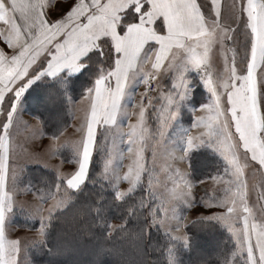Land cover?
<instances>
[{
    "label": "snow or ice",
    "instance_id": "obj_1",
    "mask_svg": "<svg viewBox=\"0 0 264 264\" xmlns=\"http://www.w3.org/2000/svg\"><path fill=\"white\" fill-rule=\"evenodd\" d=\"M46 7V0H0V22L7 26L0 28V37L13 49L10 56L0 49V114H6L7 119L3 123L4 133L0 135V264H19L23 243L42 239L47 227L44 210L36 205L30 207L41 220L36 238L31 241L9 239L5 231V217L13 206V194L6 189L9 180L13 184L17 171L14 161L10 167L8 145V130L16 119L14 101L19 100L32 79L41 73L52 75L62 69L78 71L83 67L81 58L93 43L96 46L91 51H97L103 58L105 50L94 38L109 30L117 42L113 45L111 39L105 38L103 43L108 44L112 62L107 69L101 67L93 88L84 98L90 105V116L86 115L85 123L77 129L79 140L71 142L77 167L64 175L67 188L63 194H60V186L51 194L53 199L61 196L53 207L69 200L68 189H78L85 181L93 152L95 125L101 122L111 125L121 112L130 116L129 106L125 107L122 100L129 81L139 78L148 85L157 81L162 69L176 68L179 69L176 87L180 88L183 70L193 67L200 70L212 97L210 103L201 107L210 114L207 121L197 116L193 127L203 124L208 131L200 136L189 135L185 151L179 158L184 159L187 150L205 142L221 153L229 165L230 175L235 177L230 183L237 187V193L231 197L226 194L218 202L226 212L202 219L220 221L235 240L233 260L226 258L224 264H235L238 254L244 257L242 264H264V223H257L248 207L247 182L242 179L244 170L252 162H257L259 169L264 170V0H239L238 3L232 0L226 17L222 15L220 0H211L210 4L208 0H76L66 15L62 14L63 9L58 11L56 14L61 18L55 20L47 18ZM129 15L134 19L129 21ZM238 33L244 37L242 55L235 46ZM216 45H219L224 64L223 71L218 73L213 71L210 55ZM5 100L8 109L3 107ZM166 100L171 104L172 96H167ZM174 116L165 105L160 113L162 128L167 127L166 121ZM255 121H259L258 126H254ZM123 133L129 138V152L135 148L136 155L128 172L122 177L114 174L118 199L135 189L143 172H148L151 184V171L140 163L146 138L151 135L146 127L143 103L139 105L138 121ZM60 146L59 143L51 145L52 154ZM110 163V160L105 161V172ZM59 175L63 174L59 172ZM121 179L128 181L126 191L118 188ZM181 196L191 206L190 191ZM237 203L243 206L242 212ZM51 210L48 209L49 216ZM261 212L264 213V205H261ZM172 219L178 231L181 221L175 213ZM241 220L242 227H236ZM153 222H157L155 215ZM159 223L167 227L166 220L161 219ZM175 237L187 241L186 235Z\"/></svg>",
    "mask_w": 264,
    "mask_h": 264
},
{
    "label": "rangeland",
    "instance_id": "obj_2",
    "mask_svg": "<svg viewBox=\"0 0 264 264\" xmlns=\"http://www.w3.org/2000/svg\"><path fill=\"white\" fill-rule=\"evenodd\" d=\"M208 2L210 4L211 0H208ZM238 2L239 0H237V3ZM220 3L222 6V15L225 17L228 16V6L232 3V0H220ZM232 27L235 28L236 25L233 24ZM242 32L243 27L241 26V33ZM237 35L239 39L235 46L240 50L242 55L244 50V37L240 33ZM228 43L229 45L232 44V42ZM106 54L107 58L110 60L111 53L107 51ZM227 55L230 56L231 53L229 52ZM211 59L213 71L217 73L222 72L224 64L223 55L221 54L219 45L215 46L211 54ZM187 69L183 70V75L180 77V88L176 87L179 69H170V71L167 72H171L170 74L166 73V76L160 77L162 78V81L164 77L166 78L168 75L171 76V79H168L171 81L170 91L166 90V86H163L162 82H164L165 79L160 82V85L159 82L158 85L153 83L152 89L149 91V93L147 92L149 96L146 95V97L145 92H142L141 95L139 94L140 100L137 99L136 103H133L132 101L130 103V100H128L129 104H125V107L129 106V117L121 112L118 113L113 124L106 126L101 122L95 125L96 136L93 144L94 152V146L98 133H103L102 129L106 128L110 135L103 149L104 170L105 161L110 160L111 163L109 164L108 171L104 174L105 177H107L106 179L113 183V193L116 196L117 183L114 178V174L118 173L122 177L124 173L128 172L129 166L133 165L136 155L135 148L132 152H129V138L127 135H124L123 132L127 133L129 131V125L135 124L138 121L139 105L141 103L144 104L145 123L151 135L146 138V147L143 152V159L140 161V163L151 171L152 180L151 184H149L148 172H143L141 181L143 180L147 183L146 185L148 188H146L149 189L152 195L151 202L153 203L152 209L150 211V217L153 225L155 227H161L165 231L175 236H187L185 228L195 219L211 216L214 214L218 215L221 212H226L225 208L218 206V202L221 199H224L226 194L227 196L231 197L235 196L237 193V187L233 183H230L235 180V177L230 175L227 161L210 143L205 142L201 145L202 147L209 146L213 148V150H215V152L221 156L227 166L226 168L222 169L220 173L217 172L206 180L195 182L190 176L189 155L195 151L194 149H197L198 146L187 150L184 159L179 158L180 154L184 153L185 151L189 135L200 136L202 133H204V131H208V129L203 124L198 128L193 127V124L195 121L194 118L197 116L205 117V121H207L210 114L208 112L202 111L201 107L210 103L212 99L211 93L203 82L202 77L197 76V83L202 86L206 93L203 101L198 106H195L194 103H192V99L195 98V84L193 83V79L190 77L189 79L185 75ZM189 69L191 70V68ZM12 95L14 96V94ZM169 95L172 96L171 104H168L166 100V97ZM86 96L80 98L77 103H75V101L71 102V123L68 128L58 136L45 134L40 121L35 118L34 120H36L37 124L39 125L38 128H40L41 133H39L38 130L34 129V127L30 125L31 119H26L25 117L23 118V114H16L21 110L22 105L19 103L21 96L18 101H14L16 103V119L10 125L8 130V145L10 167L13 166L12 162L14 161V166L17 168V171L13 177V184L11 183V180H9L7 187V190L13 194V206L11 210L7 212L5 217V231L9 239H21L22 241L27 239L28 241H31L36 238V233L40 228L41 220L38 216L33 214L30 208L35 207L36 205H39L44 210L45 224L47 225L42 239L23 243L18 258L19 264H33V261L30 260L31 248L35 247L36 245L39 246L44 244V239L46 238L47 232L49 230L48 225L53 219V215H55L57 211L59 212L60 210L64 209L66 206L65 202L59 207H53V205L56 204L61 198V196H57L56 199L52 198L51 194L57 192V187L51 189V185L48 184L46 187L42 186L35 188L32 184H27L25 178L27 177L26 175L28 174V169L31 168L32 170L33 168L42 165L41 167L47 170L48 174L51 176V179L48 178V180H45V182L54 180L53 183H58V186H60V194H63L64 190L67 188L66 180L63 178L64 175L74 172L77 167V157L74 149L71 147V142L79 140L80 134L77 132V129L85 123L86 115L90 116V105H88L84 100ZM158 97L160 98L158 99ZM165 105H167L170 112L175 113V116L166 121L167 127L162 128L160 122V113L163 111ZM172 106H174V108ZM3 107L8 109L7 100L3 102ZM86 108L87 112L85 111ZM149 115L152 116V121L149 120ZM6 122V114H0V135H3L4 133L3 123ZM186 122L188 124H184ZM258 125L259 121H255L254 126ZM99 126L100 130H97ZM161 131L163 132V135H161ZM58 138H60L59 141H54ZM204 138L207 139V136ZM54 143H59L62 146H60L56 152L52 154L50 151V146ZM174 151L175 153L173 155ZM177 170H179V174H177ZM59 172L63 175H59ZM262 172H264V170L259 169L258 163L252 162L250 166L244 170V175L242 177V179L247 182V187L245 189L246 202L248 207L252 209L253 217L257 223H264V213L261 212V205H264V199H261L262 194H264V186H262L264 185V174H262ZM137 186L138 185H136V187ZM128 187L129 184L127 180L121 179L119 181V190L126 191ZM75 190L77 189H68L70 197L72 195L71 191ZM47 191H49V193H47ZM189 191L191 193V206H189V204L186 203L181 196V193L186 194ZM236 206L241 212L243 211L242 205L237 203ZM49 208L52 209L51 216H49ZM174 213L181 221L178 231L176 221L172 219ZM57 215L58 214L55 216ZM154 215L156 216V223L153 222ZM161 219L166 220L167 227H162L160 225L159 221ZM242 223L243 222L241 220L240 223L236 225V227H242ZM116 225V223H111L110 230L113 231ZM223 226L227 229L225 225ZM216 248L217 247L214 245L208 244V246H205V252L208 254L215 252ZM104 250H106V248H101V253ZM106 252L107 253L105 256L108 257L109 254L110 257H116L114 255H110V252ZM82 255H84L83 251L79 253V257L82 258Z\"/></svg>",
    "mask_w": 264,
    "mask_h": 264
},
{
    "label": "trees",
    "instance_id": "obj_3",
    "mask_svg": "<svg viewBox=\"0 0 264 264\" xmlns=\"http://www.w3.org/2000/svg\"><path fill=\"white\" fill-rule=\"evenodd\" d=\"M132 19L134 16L129 15L128 20ZM103 41L99 46L110 52L108 44ZM107 51L103 58L97 51H91L82 61L83 67L78 73H64L57 78L40 76L25 88L20 104L40 121L45 134L58 136L68 128L72 100L86 96L101 67L107 69L110 66ZM193 83L195 98L192 103L198 106L205 92L196 80ZM149 120H153L151 115ZM102 130L103 133H98L96 138L84 183L71 191L65 208L56 212L58 217L53 215L44 244L31 248L33 264H224L226 258L232 261L235 240L220 221L193 220L185 228L187 242H184L153 225L150 217L152 195L143 180L124 198H116L113 183L104 174L103 149L110 134L106 128ZM189 163L190 176L195 182L206 180L227 166L209 146L193 151ZM28 170L27 184L35 188L48 184L51 189L58 187L54 180L45 182L51 176L43 167ZM111 223L117 224L113 231L110 230ZM208 244L217 247L216 251L205 252ZM101 248L106 250L101 253ZM81 251L84 253L82 258L79 257ZM106 251L116 257L105 256ZM243 258L238 254L235 264H242Z\"/></svg>",
    "mask_w": 264,
    "mask_h": 264
},
{
    "label": "crops",
    "instance_id": "obj_4",
    "mask_svg": "<svg viewBox=\"0 0 264 264\" xmlns=\"http://www.w3.org/2000/svg\"><path fill=\"white\" fill-rule=\"evenodd\" d=\"M75 2H76V0H46V3H47V7H46V9L44 10L45 12H47L48 13V19H50V20H55V19H59V18H61V15H59V14H56L58 11H60L61 9H63V11H62V14L63 15H66V13H67V11L68 10H70V8L72 7V6H74V4H75ZM0 28H7V26L3 23V22H0ZM105 38H109V39H111L112 40V43H113V45L117 42L114 38H113V35H112V32L109 30V31H106V32H101V33H98L96 36H95V41L96 42H101V40H103V39H105ZM96 46V43H93L90 47H89V49H88V51L85 53V55L86 56H84V57H82L81 58V63H82V61L87 57V55L91 52V48L92 47H95ZM0 49H2L4 52H5V54L6 55H11V54H13V49L12 48H10L8 45H7V43L3 40V38L2 37H0ZM105 50V49H104ZM105 51H107V50H105ZM212 54V53H211ZM210 54V55H211ZM111 59H110V65H111ZM189 68H191V70L189 69ZM82 69V67L78 70V71H75V72H70V71H68L67 69H62L60 72H58V73H55V74H52V75H50V74H48V73H41L38 77H47V78H57V77H59V76H61L62 74H64V73H78L80 70ZM198 69H196V68H193V67H188V69H187V71L185 72V75L189 78H191L192 79V75H194V73H196V71H197ZM39 71V70H38ZM168 71H170V69L168 70ZM168 71H163V69L161 70V75H159L158 77H157V81L159 82V85H160V82H162L164 79H165V81L163 82V86H166L165 88H166V90H171V86H170V80H168L171 76H167L166 78L164 77L163 78V80L161 81V79L162 78H160V77H162V76H166L167 74H170L171 72H169V73H167ZM167 73V74H166ZM189 78V79H190ZM171 79V78H170ZM33 80V79H32ZM157 81H153V83H156V85H158V83H157ZM27 88V87H26ZM193 90V89H192ZM142 92H145V96L146 95H148L147 94V92H148V90H147V88H146V85L145 84H143L142 83V81L139 79V78H137V79H133V80H131V81H129V83L126 85V87H125V90H124V95H123V98H122V100H123V104H124V106H126L125 104L126 103H128V100H130V103H131V101L133 102V103H136L137 102V99L138 100H140V98H139V94L141 95V93ZM204 92L206 93V91L204 90ZM12 94H14V93H12ZM134 95H137V96H134ZM160 97H158V99H159ZM78 101V100H77ZM77 101H75V103H77ZM20 103V102H19ZM129 104V103H128ZM173 108H174V106H172ZM16 114H23L24 116H23V118L25 117L26 119H31L30 120V122L32 123H30V125L31 126H33L34 127V129H36V130H38L39 131V133H41L40 132V128H38L39 127V125L37 124V122H36V120H34L35 118L33 117V116H31L30 114H28L26 111H25V109H24V107L23 106H21V110H20V112H18V113H16ZM22 117V116H21ZM22 118V119H23ZM193 118V117H192ZM205 118V117H204ZM195 119V118H194ZM206 120V119H205ZM35 121V122H34ZM100 127V126H99ZM99 127L97 128V130L99 129ZM204 131V130H203ZM204 133H207V132H205L204 131ZM95 136H96V134H95ZM42 137V136H41ZM198 147H197V149L198 148H200L202 145L201 144H199V145H197ZM194 150H196V148L194 149ZM7 190V189H6Z\"/></svg>",
    "mask_w": 264,
    "mask_h": 264
}]
</instances>
